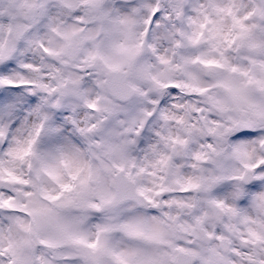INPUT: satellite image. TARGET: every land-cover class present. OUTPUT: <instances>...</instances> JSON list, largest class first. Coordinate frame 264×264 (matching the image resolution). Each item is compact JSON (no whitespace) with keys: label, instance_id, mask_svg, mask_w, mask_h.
I'll list each match as a JSON object with an SVG mask.
<instances>
[{"label":"clouds","instance_id":"1","mask_svg":"<svg viewBox=\"0 0 264 264\" xmlns=\"http://www.w3.org/2000/svg\"><path fill=\"white\" fill-rule=\"evenodd\" d=\"M0 49V264H264V0H0Z\"/></svg>","mask_w":264,"mask_h":264},{"label":"snow or ice","instance_id":"2","mask_svg":"<svg viewBox=\"0 0 264 264\" xmlns=\"http://www.w3.org/2000/svg\"><path fill=\"white\" fill-rule=\"evenodd\" d=\"M159 15H160V13L157 12L155 17H153V20L158 19ZM243 27H244V25L241 24V28H243ZM2 59H3V49H0V60H2ZM3 70H5L4 66L0 65V71H3ZM34 142L35 141H33V143ZM30 150L31 149H29V151ZM5 203L8 204L9 202L5 201ZM9 207H11L10 204H9ZM125 227H126V231L128 232V234L130 236L142 237V236L146 235L143 226L140 224H131V225H127ZM101 231L103 232L106 230L102 229ZM79 242L81 244H85L89 248H92V249H98L99 248L101 251L113 255L115 258V264H137L138 261H139V264H164V261L161 260L159 257L152 256L149 254H140L134 250L124 251V252H113L112 249L107 246L106 238L104 241H101L99 236L97 237L95 242L90 243V244L87 243V241L84 239H81ZM86 264H94V260H92L90 257L86 256Z\"/></svg>","mask_w":264,"mask_h":264}]
</instances>
